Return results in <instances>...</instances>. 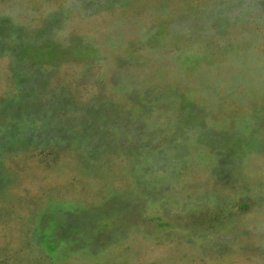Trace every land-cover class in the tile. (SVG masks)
Masks as SVG:
<instances>
[{"label":"rangeland","instance_id":"374dc122","mask_svg":"<svg viewBox=\"0 0 264 264\" xmlns=\"http://www.w3.org/2000/svg\"><path fill=\"white\" fill-rule=\"evenodd\" d=\"M0 264H264V0H0Z\"/></svg>","mask_w":264,"mask_h":264}]
</instances>
